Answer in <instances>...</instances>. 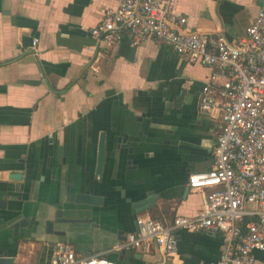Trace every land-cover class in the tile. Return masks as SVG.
I'll use <instances>...</instances> for the list:
<instances>
[{
    "label": "crops",
    "instance_id": "crops-1",
    "mask_svg": "<svg viewBox=\"0 0 264 264\" xmlns=\"http://www.w3.org/2000/svg\"><path fill=\"white\" fill-rule=\"evenodd\" d=\"M263 2L177 0L175 10L187 18L183 31L232 39L244 35ZM117 4L0 0V254L7 250L16 264H50L59 242L71 244L79 257L159 264L154 243L147 251L122 247L137 231V218L170 226L176 216L194 217L202 207L203 193L189 188V177L213 166L220 119L199 108L213 68L156 39L134 46L124 34L111 48L95 45L91 29ZM124 134L131 151L117 148ZM102 135L107 157L95 177ZM12 173L23 178L14 180ZM90 188L101 204L67 202L68 189ZM137 190L158 196L138 215L127 200H135ZM58 208L81 221L47 231ZM22 220L29 226L15 236L13 225ZM174 236L178 250L171 264L220 258L222 233L178 229ZM255 257L254 264H264V251Z\"/></svg>",
    "mask_w": 264,
    "mask_h": 264
},
{
    "label": "built area",
    "instance_id": "built-area-1",
    "mask_svg": "<svg viewBox=\"0 0 264 264\" xmlns=\"http://www.w3.org/2000/svg\"><path fill=\"white\" fill-rule=\"evenodd\" d=\"M117 1L91 29L95 45L111 48L124 34L134 46L156 39L191 62L212 67L199 108L220 119L212 168L189 177V188L204 196L199 213L176 216L170 226L139 216L137 231L122 247L147 251L154 243L162 255L159 264H171L178 250L174 231L222 233L215 264H254L255 252L264 251V2L244 35L229 39L223 33L183 31L187 18L176 12L177 0ZM37 43L35 38L33 46ZM50 264L119 263L79 257L71 244L59 242Z\"/></svg>",
    "mask_w": 264,
    "mask_h": 264
},
{
    "label": "water",
    "instance_id": "water-1",
    "mask_svg": "<svg viewBox=\"0 0 264 264\" xmlns=\"http://www.w3.org/2000/svg\"><path fill=\"white\" fill-rule=\"evenodd\" d=\"M117 148H130L131 151L132 147L128 144V136L124 134L123 136H120L117 138L116 141ZM116 153H114L115 155ZM107 157V142L106 138L102 135L99 141V148H98V155H97V163H96V173L95 177L98 175H101L105 162ZM11 178L14 180L20 181L23 178V175L20 173H12ZM22 190L24 188V184L21 183ZM187 191H189V188H187ZM38 192V184L35 187V195ZM135 200H132V198H127V200L131 203V206L135 209V214L138 215L140 213H143L145 211H148L152 206L156 204L157 195L153 190H137L135 195ZM102 197H98L94 195V190L90 188L88 193H85L82 190L71 192L70 189L67 190L66 193V200L68 203H71L73 205H84V204H101L102 203ZM57 206H59V202L57 203ZM65 212L64 209H57V211L54 213L51 219L46 221V230L52 231L54 229V226L56 224H61L65 222H80L81 219H75V218H65ZM29 222L26 220L22 221H16L13 225L14 228V235L19 236L20 234V227H28ZM124 252V251H123ZM0 264H16V259L14 256H11L7 250H4L0 254Z\"/></svg>",
    "mask_w": 264,
    "mask_h": 264
},
{
    "label": "trees",
    "instance_id": "trees-1",
    "mask_svg": "<svg viewBox=\"0 0 264 264\" xmlns=\"http://www.w3.org/2000/svg\"><path fill=\"white\" fill-rule=\"evenodd\" d=\"M248 220H249V218H246V219H245V222H247ZM245 222H244V225H245Z\"/></svg>",
    "mask_w": 264,
    "mask_h": 264
},
{
    "label": "rangeland",
    "instance_id": "rangeland-1",
    "mask_svg": "<svg viewBox=\"0 0 264 264\" xmlns=\"http://www.w3.org/2000/svg\"><path fill=\"white\" fill-rule=\"evenodd\" d=\"M213 115H216V113H215V114H213Z\"/></svg>",
    "mask_w": 264,
    "mask_h": 264
}]
</instances>
